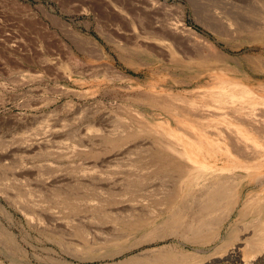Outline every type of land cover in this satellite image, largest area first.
<instances>
[{
    "label": "rangeland",
    "instance_id": "374dc122",
    "mask_svg": "<svg viewBox=\"0 0 264 264\" xmlns=\"http://www.w3.org/2000/svg\"><path fill=\"white\" fill-rule=\"evenodd\" d=\"M196 1L203 6L209 2ZM242 3V0L215 1L220 15L217 19L213 11L208 12L196 4L194 8L188 0H0V141L6 149L7 145L20 142L21 136L17 135L21 134L29 136L26 144L34 142L37 149L43 144L53 152V156L46 159H32V153L26 155L24 151L15 155L20 160L1 158V162L0 159L3 175L0 227L12 235L16 246L0 242L1 264H122L131 257L141 258L171 247L185 254H198L195 264H264V254L249 258L237 250L227 255L238 240L224 250L219 248L222 242L219 238L225 236L230 224L239 228L240 235L247 233L242 229L244 221L238 216L241 207L257 197L264 199V144L261 145L262 156L254 158L253 163L240 162L239 166H234V159L248 158L249 153L244 150L235 152V158L227 164L222 163L223 158H216L215 168L235 167L241 182L238 202L218 227L217 240L211 241L210 246L208 243L196 245L171 234L140 245L137 243L141 240L136 237L107 239L108 235L111 238L112 231L119 234L125 230L114 216L118 210L123 211L120 207L132 201L124 196L118 203H105L106 195L101 193V187L104 189L113 178L124 175L125 162H119L125 158L102 162V157H109L110 153H88L92 145L98 147L99 134L111 127L110 121L118 120L117 125L133 122L139 129L133 112L142 117L146 115L156 124L168 121L167 113H159L147 103V90L165 92L172 88L188 93L197 89L196 76L204 82L216 74H226L239 77L249 86L254 84L264 96V68L254 62L255 57L264 60V42L247 30H238L235 25L224 22L230 19L228 11L241 9L238 5ZM168 19L172 22L179 19L185 27L206 37V43L182 39L178 42L179 50L171 39H161L159 33L149 29L160 23L159 20ZM205 20L220 23L222 33L202 24ZM196 49L203 51L204 61L200 63L201 59L192 57L185 61L183 53H202ZM169 54L178 56V62L174 63ZM177 80L191 82V85L178 84ZM262 106L264 108V104ZM153 141L147 137L131 143L156 146ZM227 147L230 149L229 145ZM56 153L60 155L56 157ZM172 153L180 156L176 151ZM43 163L48 164L47 167ZM36 164H43L42 169ZM39 175L52 180L61 176L65 178L62 181L65 188L75 179H80L78 184L93 181L96 189L78 187L80 201L75 199L79 202L75 208L40 206L35 209L38 213L26 214L5 197L3 186L14 177L32 180ZM152 179L153 187L157 182H164ZM152 182L148 183L149 188ZM56 184L55 187L44 186L43 191L62 188ZM37 195L35 192L33 199L41 202L40 196L34 197ZM84 199L91 201L84 203ZM99 203L102 211L97 210ZM254 208H249V216H264V211ZM127 245L133 248L118 255L105 253Z\"/></svg>",
    "mask_w": 264,
    "mask_h": 264
},
{
    "label": "bare ground",
    "instance_id": "6f19581e",
    "mask_svg": "<svg viewBox=\"0 0 264 264\" xmlns=\"http://www.w3.org/2000/svg\"><path fill=\"white\" fill-rule=\"evenodd\" d=\"M188 1L192 3L194 8L196 4V6L204 8L208 12L209 10L213 11L215 15L213 17L220 18L218 11H216L215 1L217 0H209L205 4L206 7L196 0ZM242 1V5H238L241 9L229 10L230 19L229 21L224 20V22L232 24V26L235 25L238 30H247L264 42V0ZM223 15L225 16L224 13ZM169 20L171 19L162 20L163 22L159 20L160 23L156 26L149 24L148 26H151L149 29L153 30L152 33H159L161 39L165 37L171 39L179 50H181V47L178 42L182 39L206 43V37L185 27L183 22H178L179 19L175 22ZM202 24L218 34L222 33L221 24L218 22L205 20L202 21ZM153 50L155 51V49ZM159 50L161 51V49ZM196 50L200 51L199 49ZM200 52L202 53L192 52L189 55L183 53L184 60L186 61L191 57L199 58L201 59L200 63H202L206 57L203 55V51ZM169 56L174 63L178 62V56L175 54H169ZM254 62L262 64L264 68L262 57H255ZM209 69L210 67H208ZM198 77H195L196 84H198L195 86L197 89L188 91V93L179 91V89L176 91L172 88H168V91L165 92H157V90H147L145 92L147 103L157 108L160 111L159 113H167L169 116L167 122L156 124L146 115L142 117L140 113L133 112L134 122L139 124V129L134 126L133 122L117 125L118 120L115 123L110 121L111 127L105 128V131L102 130V133L99 134L98 147L92 145L90 152H88L92 155L102 151L103 153H110L109 157H102V162H115L125 158V160L119 162H125L124 175L113 178L109 182L110 185L107 184L104 189L101 187V193L106 195L104 199L102 197L105 203H118L124 196H129V200L132 201L127 205L126 202L123 204L126 205L124 206L126 210L124 207H120V210L123 208L125 213H122V210L120 213L118 210L117 215L114 216V220L119 222L120 228L125 230H121L122 232L119 234L112 231L117 235L113 233V236L112 233H109L112 236L109 238L110 235H108L107 239L119 240L125 237H136L141 240L140 242L138 240L137 243L140 245L144 241L158 240L171 234L194 242L196 245L208 243L210 246L209 243L218 236V227L224 222L228 212L237 204V192L241 182L239 172L233 166L225 165L221 168H215L214 165L217 163L215 162L217 157L223 158L222 163L226 162L227 164L228 161L235 158L233 155L235 152L243 150L249 153L248 158L244 161L234 159V166H239L240 162L242 164L244 162L247 164L253 163L254 158L258 159L262 156L261 145L264 144V108L262 104H264V96L258 93V87L254 84L247 85L239 77L216 74L215 77L207 78L204 82L198 80ZM177 82L185 86L191 85V82L183 80H177ZM176 100H180L184 104H180ZM35 132L37 133V131ZM36 133L30 136H34ZM22 134L24 135V133ZM17 136H21L19 138L20 142H16L17 144L12 143V145L6 144V149L3 148L2 141H0V159L20 160L16 159L15 156L19 151L26 152V155L32 153V159H46L53 156V152L43 144L41 145L39 141L40 146L37 149L34 142L25 143L29 137L28 135L27 138L21 134ZM147 137H151L158 146L144 145L137 142L131 143L136 139ZM36 144L38 145V143ZM227 145L230 146V149ZM34 148L36 149L35 152H33ZM100 148L102 149L98 151ZM173 151H176L180 156L172 153ZM59 155L56 153V157ZM131 155L134 158H130ZM14 164H12V167ZM43 164L45 167L48 165ZM114 164H117V162ZM254 164H257V162ZM36 165L40 166L41 164ZM42 165L40 166L41 169ZM1 177L3 178V175L0 173V179ZM48 178L39 175L32 180H18L14 177L12 182L10 181L3 186V193L6 198L12 201L15 207L26 214H34L38 211L35 209L40 206L50 209L57 205L75 208L77 202L75 199L80 201L78 187L90 188L93 191L96 189L91 179L89 181H92V184H86L87 181L85 180V183L81 184L80 181V184H78L80 179H75V182L65 188L63 186L65 182L62 183L65 178L61 176L53 180ZM152 178H158L157 180L164 182L162 184L157 182L159 185L155 184L156 187H153ZM169 180L172 182H169ZM56 182L61 183L57 185ZM149 182H152L151 188H149ZM54 184L56 186L60 185L62 188H51L48 193L43 191L44 186L53 185L55 187ZM154 190L157 191L154 192ZM35 192L39 195L34 197L38 198L40 196V201L44 204L34 200L35 198L33 199ZM117 196L120 198L117 199ZM84 201H86L84 203H88L91 200L87 202L84 199ZM99 205L96 204V206ZM101 206L97 210L102 211V209H99ZM251 207H255L254 209L257 211H264V199L257 197L254 202L242 206L238 212L239 220L244 221L242 229L245 232L247 231L245 235H240L239 228L230 224L224 236L225 240L223 241V236L219 238V242L222 241L219 248L221 247L223 250L228 244H234L235 240L239 241L227 251V255H231L237 250H241L243 255L249 258L264 254V216H249L248 210ZM1 241L16 247L12 235L2 227H0ZM132 246H119L116 250L105 253L111 256L118 255L124 253V251H130L133 248ZM196 256L198 254H185L183 251L171 247L165 251L159 250L150 253V255H143L141 258L131 257L126 261L124 260L122 264H195L198 259H196Z\"/></svg>",
    "mask_w": 264,
    "mask_h": 264
}]
</instances>
